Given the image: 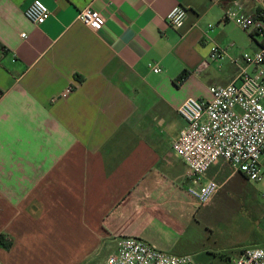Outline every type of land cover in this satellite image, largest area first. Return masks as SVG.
Instances as JSON below:
<instances>
[{"label":"crops","instance_id":"crops-1","mask_svg":"<svg viewBox=\"0 0 264 264\" xmlns=\"http://www.w3.org/2000/svg\"><path fill=\"white\" fill-rule=\"evenodd\" d=\"M33 1L0 0V264H92L120 237L194 254L218 193L206 205L189 193L172 148L178 108L211 100L261 47L223 16L264 0H40L51 12L40 26L24 14ZM176 6L180 29L166 20ZM86 7L101 30L77 19ZM213 46L229 57L212 62ZM220 163L207 180L254 184Z\"/></svg>","mask_w":264,"mask_h":264},{"label":"built area","instance_id":"built-area-1","mask_svg":"<svg viewBox=\"0 0 264 264\" xmlns=\"http://www.w3.org/2000/svg\"><path fill=\"white\" fill-rule=\"evenodd\" d=\"M24 14L29 22L40 26L49 19L51 12L42 1L34 0ZM77 19L96 31L105 25L102 15L90 7L80 10ZM166 20L172 28L180 29L186 20L185 9L176 6ZM223 21H233L244 31L264 39V10L255 15L242 13L241 6L236 3L225 12ZM228 57L227 49L212 47V62ZM241 63L232 82L210 88L211 100L188 98L178 108L186 127L172 148L188 169L189 193L202 205L210 203L220 189L217 182L206 179L208 171L220 162L254 184L264 182V48L243 53ZM207 66L208 62L204 61L198 71ZM151 68L155 74L162 72L157 65ZM71 91L67 89L65 95ZM104 264L199 263L193 255L169 254L143 240L120 237ZM231 264H264V246L244 249Z\"/></svg>","mask_w":264,"mask_h":264},{"label":"rangeland","instance_id":"rangeland-1","mask_svg":"<svg viewBox=\"0 0 264 264\" xmlns=\"http://www.w3.org/2000/svg\"><path fill=\"white\" fill-rule=\"evenodd\" d=\"M256 40L260 43L263 38L256 36ZM220 164L224 174L231 173L228 164ZM263 184L232 181L220 188L214 204L204 210L203 232L195 235V252L190 255L199 264H231L244 249L264 246ZM112 248L92 264H103Z\"/></svg>","mask_w":264,"mask_h":264},{"label":"trees","instance_id":"trees-1","mask_svg":"<svg viewBox=\"0 0 264 264\" xmlns=\"http://www.w3.org/2000/svg\"><path fill=\"white\" fill-rule=\"evenodd\" d=\"M261 12H262V10H260L258 13H261ZM250 36H251V38H252L254 41H256V36H257V35H256L255 33H251ZM258 44H259V46H261L262 48H264V39L262 40L261 43H258ZM0 245H1V246H4L5 248H9V246H10V244H7V243L5 242L3 236H0Z\"/></svg>","mask_w":264,"mask_h":264}]
</instances>
